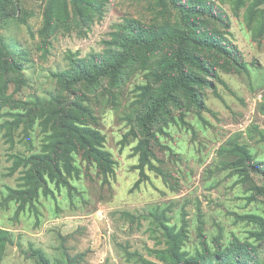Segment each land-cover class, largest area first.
<instances>
[{"label": "rangeland", "instance_id": "1", "mask_svg": "<svg viewBox=\"0 0 264 264\" xmlns=\"http://www.w3.org/2000/svg\"><path fill=\"white\" fill-rule=\"evenodd\" d=\"M176 1L190 0H0V264H172L169 235L197 264L244 246L264 264V178L236 152L264 162V0H200L223 17H197L200 34L231 49L188 45L207 69L186 67L203 80L197 100L176 91L148 136L138 120L174 44L137 49L115 86L59 82L72 62L120 50L128 20L181 30ZM65 115L103 137L109 165L78 145L43 165Z\"/></svg>", "mask_w": 264, "mask_h": 264}, {"label": "trees", "instance_id": "2", "mask_svg": "<svg viewBox=\"0 0 264 264\" xmlns=\"http://www.w3.org/2000/svg\"><path fill=\"white\" fill-rule=\"evenodd\" d=\"M176 3L181 13L183 27L181 30H171L163 26L145 27L136 21L128 20L124 25L127 36L122 39L120 50H107L100 55H92L87 60L72 62V71L58 75L61 87L66 91L81 83L87 87H94L104 78L109 80L111 86H115L122 68L133 63L137 49L146 54H154L163 44H174L175 51L160 60L153 75L154 82L160 85L158 96L142 113L138 125L142 133L148 136L156 117L165 110L168 103L174 101V94L178 90L188 101L195 103L197 100L195 87L202 85L203 80L198 75L187 72L186 67H191L200 73H207V69L204 60L192 54L188 45H195L218 54H228L231 46L215 34L199 32L197 17H207L216 21L223 19L215 6L200 0H190L185 6L179 5L177 1ZM75 107L79 113L85 112V108L79 104ZM67 118L68 115H65L60 122V128L64 131L61 135L62 144L54 143L51 147L48 145L47 153L39 157L43 165H53L57 162L58 155L66 157L67 153L63 152V147L72 145H78L85 154L93 156L102 166L109 165V155L101 150L103 137L93 129L79 126L78 122L67 123ZM236 152L239 153L241 163L246 168L261 174L264 178V162L253 161L243 147L237 148ZM168 238V253L173 261L172 264L202 263L204 259L200 256L184 258L185 254L180 252L177 246L176 236L169 235ZM3 241V234H0V242ZM39 257L43 263L45 260L41 255ZM251 257L250 249L244 246L236 248L231 254V259H227L226 256L216 259L218 264H252Z\"/></svg>", "mask_w": 264, "mask_h": 264}]
</instances>
